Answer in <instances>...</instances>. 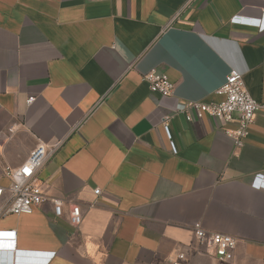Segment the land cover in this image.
<instances>
[{
  "label": "crops",
  "instance_id": "obj_1",
  "mask_svg": "<svg viewBox=\"0 0 264 264\" xmlns=\"http://www.w3.org/2000/svg\"><path fill=\"white\" fill-rule=\"evenodd\" d=\"M238 17L264 21V0H0V185L6 166L58 143L38 177L64 204L61 216L51 202L0 213V231H16L13 246L0 237V261L171 264L184 253L187 264H264V188L253 185L264 177V108L240 148L226 133L236 120L180 110L221 101L231 68L264 104V28ZM152 69L171 95L151 92ZM198 222L237 238L233 259L199 245Z\"/></svg>",
  "mask_w": 264,
  "mask_h": 264
},
{
  "label": "built area",
  "instance_id": "obj_2",
  "mask_svg": "<svg viewBox=\"0 0 264 264\" xmlns=\"http://www.w3.org/2000/svg\"><path fill=\"white\" fill-rule=\"evenodd\" d=\"M238 21L259 26L264 28L263 18H236ZM143 80L147 81L150 90L162 96H169L173 93L175 84L170 80L169 76L156 69H152L143 75ZM218 93L224 98L218 102H201L187 101L180 110L185 114L188 120L201 117L207 114L213 118L229 123L236 120L238 126L236 128L226 129V133L233 139L235 148H240L245 144V140L249 134V129L255 120L257 111L264 108V104L257 101L247 90L243 74L235 68H231L228 72L223 85L218 89ZM34 97L28 98V102L34 101ZM164 127L168 138L171 140V148L174 153L178 149L172 139V134L167 121L169 116L162 117ZM59 144L48 145L40 142L31 152L28 159L20 166H6L4 172L10 179L8 186L0 185V197L6 192L9 193L7 204L0 210L2 214H22L31 213L33 208L45 202H51L54 205L56 216H61L64 211V204L60 198L50 196L45 192L41 181L38 177L39 170L44 166L48 159L58 148ZM253 185L258 188H264V177L256 176ZM95 194L101 192L100 188L95 189ZM83 219L82 208L78 204L70 207V220L74 226H79ZM194 233L199 245L210 254L215 255L221 261L231 260L234 257V251L238 240L235 236L207 231L200 222L194 225ZM0 237L11 240L10 245L13 246L16 241V231H0ZM1 239V238H0ZM1 244H4L1 242ZM55 252L47 253L48 260L54 256ZM47 260V261H48ZM187 257L184 253H180L177 257L170 261L171 264H187ZM0 264H43V263H20L11 261H0Z\"/></svg>",
  "mask_w": 264,
  "mask_h": 264
},
{
  "label": "water",
  "instance_id": "obj_3",
  "mask_svg": "<svg viewBox=\"0 0 264 264\" xmlns=\"http://www.w3.org/2000/svg\"><path fill=\"white\" fill-rule=\"evenodd\" d=\"M27 253H23V252H19V253H17V255L18 256H24V255H26ZM9 255V254H8ZM29 255H31V254H29ZM21 263H28V262H21Z\"/></svg>",
  "mask_w": 264,
  "mask_h": 264
}]
</instances>
